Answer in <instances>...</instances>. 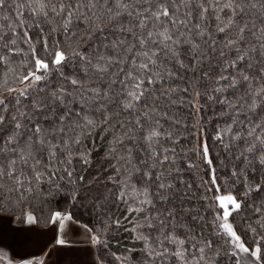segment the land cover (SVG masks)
<instances>
[{
  "label": "snow or ice",
  "instance_id": "1",
  "mask_svg": "<svg viewBox=\"0 0 264 264\" xmlns=\"http://www.w3.org/2000/svg\"><path fill=\"white\" fill-rule=\"evenodd\" d=\"M0 264H264V0H0Z\"/></svg>",
  "mask_w": 264,
  "mask_h": 264
},
{
  "label": "trees",
  "instance_id": "2",
  "mask_svg": "<svg viewBox=\"0 0 264 264\" xmlns=\"http://www.w3.org/2000/svg\"><path fill=\"white\" fill-rule=\"evenodd\" d=\"M62 206L66 207V205H62ZM71 210L75 213L77 217H79L82 223L87 224L88 226H91L92 217L88 214V212L83 207L77 206Z\"/></svg>",
  "mask_w": 264,
  "mask_h": 264
},
{
  "label": "crops",
  "instance_id": "3",
  "mask_svg": "<svg viewBox=\"0 0 264 264\" xmlns=\"http://www.w3.org/2000/svg\"><path fill=\"white\" fill-rule=\"evenodd\" d=\"M75 239H77V240H81L82 241V237H75ZM9 243H11V241H9ZM87 245L86 244H84V243H80L79 245H78V248L79 249H83V248H85Z\"/></svg>",
  "mask_w": 264,
  "mask_h": 264
}]
</instances>
